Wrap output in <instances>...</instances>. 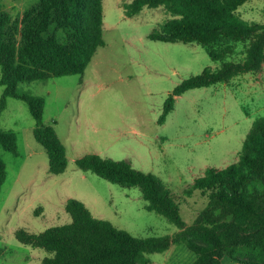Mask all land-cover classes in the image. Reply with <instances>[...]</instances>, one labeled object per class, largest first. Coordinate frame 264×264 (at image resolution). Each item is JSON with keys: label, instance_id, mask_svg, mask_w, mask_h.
I'll list each match as a JSON object with an SVG mask.
<instances>
[{"label": "rangeland", "instance_id": "374dc122", "mask_svg": "<svg viewBox=\"0 0 264 264\" xmlns=\"http://www.w3.org/2000/svg\"><path fill=\"white\" fill-rule=\"evenodd\" d=\"M13 17L40 0H0ZM133 0H103V37L82 75L33 81L18 86L20 94L44 99L43 121L53 126L67 151L68 166L51 174L48 156L33 134L35 121L26 102L9 97L0 125L17 136L18 155L0 149L7 167L0 189V264H42L49 255L16 238L19 229L33 233L69 223V199L83 202L96 218L137 237L172 235L178 228L145 209L139 188L121 187L91 172L76 160L97 154L127 161L137 170L159 177L180 203L191 224L206 206L200 192L185 194L207 168L224 169L239 158L253 122L264 116V65L227 83L186 91L176 98L163 124L164 102L182 81L213 70L211 59L195 42L166 43L148 38L171 18L163 6L144 8L133 17L125 4ZM249 22L264 24V0L239 7ZM246 43H239L227 61H242ZM1 78V68H0ZM3 87L0 85V103ZM152 264H190L196 254L184 244L148 255ZM221 264H237L225 258Z\"/></svg>", "mask_w": 264, "mask_h": 264}, {"label": "trees", "instance_id": "16d2710c", "mask_svg": "<svg viewBox=\"0 0 264 264\" xmlns=\"http://www.w3.org/2000/svg\"><path fill=\"white\" fill-rule=\"evenodd\" d=\"M249 0H133L125 4V15L133 17L144 8L163 6L171 16L148 38L166 43H192L205 48L216 69L206 68L168 95L159 124L173 111L176 98L186 91L227 83L239 74L258 72L264 65V24L249 22L239 7ZM103 0H40L20 17L4 10L0 1V113L9 97L23 100L35 121L33 134L48 156L51 174H62L68 166L67 151L53 126L43 121L44 99L20 94L18 86L33 81L82 75L103 37ZM239 43H246L242 61H227ZM0 149L18 155L17 136L0 125ZM91 172L121 187L139 188L145 209L174 224L172 235L137 237L96 218L86 205L69 199L66 224L40 233L25 229L17 240L49 253L42 264H152L148 255L184 244L196 254L190 264H221L228 258L237 264H264V116L256 119L243 142L238 160L224 169L207 168L184 192H200L206 206L188 224L180 203L157 176L97 154L76 160ZM7 167L0 156V189ZM2 250L0 249V254Z\"/></svg>", "mask_w": 264, "mask_h": 264}]
</instances>
